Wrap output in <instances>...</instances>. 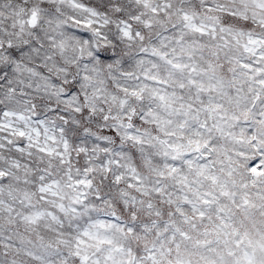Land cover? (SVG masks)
Segmentation results:
<instances>
[{
    "label": "snow or ice",
    "instance_id": "snow-or-ice-1",
    "mask_svg": "<svg viewBox=\"0 0 264 264\" xmlns=\"http://www.w3.org/2000/svg\"><path fill=\"white\" fill-rule=\"evenodd\" d=\"M0 264H264V0H0Z\"/></svg>",
    "mask_w": 264,
    "mask_h": 264
}]
</instances>
